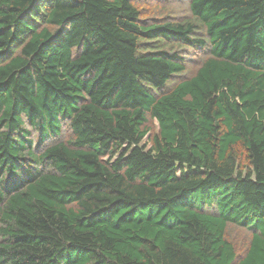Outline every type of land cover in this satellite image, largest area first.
Returning a JSON list of instances; mask_svg holds the SVG:
<instances>
[{"label":"trees","instance_id":"16d2710c","mask_svg":"<svg viewBox=\"0 0 264 264\" xmlns=\"http://www.w3.org/2000/svg\"><path fill=\"white\" fill-rule=\"evenodd\" d=\"M188 12L0 0V264H264V0Z\"/></svg>","mask_w":264,"mask_h":264},{"label":"rangeland","instance_id":"374dc122","mask_svg":"<svg viewBox=\"0 0 264 264\" xmlns=\"http://www.w3.org/2000/svg\"><path fill=\"white\" fill-rule=\"evenodd\" d=\"M140 9L141 20H148L149 22L157 18L177 19L182 20L189 17L188 0H134ZM181 53L187 56L186 70L181 74L182 78L189 75L194 68L198 66L199 60L204 57L203 50L193 49L190 47H182ZM175 78H178L175 77ZM153 128L157 126L156 122L152 123ZM67 135V132H62V138ZM54 140V139H51ZM147 137L143 142H146ZM50 142V141H49ZM47 142V143H49ZM46 143V144H47ZM45 145V144H43ZM43 145L39 146L40 148ZM227 237L238 245L240 250L246 248L248 242V234L241 228L234 226L229 227Z\"/></svg>","mask_w":264,"mask_h":264}]
</instances>
